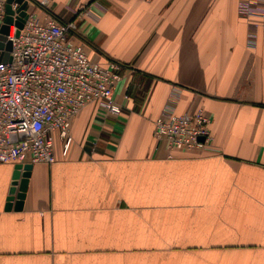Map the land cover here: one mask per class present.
<instances>
[{
	"label": "crops",
	"instance_id": "0c3cea01",
	"mask_svg": "<svg viewBox=\"0 0 264 264\" xmlns=\"http://www.w3.org/2000/svg\"><path fill=\"white\" fill-rule=\"evenodd\" d=\"M32 1L62 21L89 7L78 38L124 65L122 111L82 109L21 211H5L17 164L0 165V264H264V0ZM174 95L209 114L210 149L155 138Z\"/></svg>",
	"mask_w": 264,
	"mask_h": 264
},
{
	"label": "built area",
	"instance_id": "2783aa9c",
	"mask_svg": "<svg viewBox=\"0 0 264 264\" xmlns=\"http://www.w3.org/2000/svg\"><path fill=\"white\" fill-rule=\"evenodd\" d=\"M26 1L27 19L18 35L17 27L11 26L9 60L0 62V165L54 164L56 136L66 155L73 119L82 109L99 104L108 115L122 111L114 89L123 78L124 65L93 61L78 38L76 20L90 17L89 7H81L76 20L62 21L48 10V1ZM248 1L245 8L251 14L252 0ZM29 5H36L44 16L28 11ZM6 7L7 0H0V23L6 19ZM18 8L13 4L14 10ZM177 101L172 96L155 120V138L165 143L171 155L210 149L209 114L203 107L177 114Z\"/></svg>",
	"mask_w": 264,
	"mask_h": 264
},
{
	"label": "water",
	"instance_id": "95a60500",
	"mask_svg": "<svg viewBox=\"0 0 264 264\" xmlns=\"http://www.w3.org/2000/svg\"><path fill=\"white\" fill-rule=\"evenodd\" d=\"M13 4H18L19 8L14 10ZM26 8V0H7V16L4 22L0 23V62L9 60L8 53L11 51V42L8 40V36L10 29L12 25H15L18 29L17 35L19 34L27 19ZM32 169V164H17L14 167L5 211H21L23 209Z\"/></svg>",
	"mask_w": 264,
	"mask_h": 264
}]
</instances>
